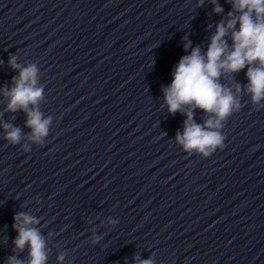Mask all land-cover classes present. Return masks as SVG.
<instances>
[{
	"label": "clouds",
	"instance_id": "1",
	"mask_svg": "<svg viewBox=\"0 0 264 264\" xmlns=\"http://www.w3.org/2000/svg\"><path fill=\"white\" fill-rule=\"evenodd\" d=\"M231 6L215 26L206 50L192 47L191 41L184 44L190 53L183 55L172 72V81L162 87L168 112H177L186 116L183 131H177L175 141L189 156L196 153L203 158L210 157L217 149L224 148L225 136L222 133L225 122L241 109L240 93L243 91L251 98L252 104L264 108V0H226ZM204 0H197V7L203 6ZM213 12L220 15L224 9L218 0H211ZM211 27V25H209ZM229 39L231 43L229 44ZM15 55L9 57L11 69L18 70V76L12 78V86H5L2 91L7 99L6 110L11 113L22 111L26 114L25 127L30 133L25 134L20 127L3 123L4 139L11 145H20L27 135L28 140L38 146L46 143L50 134L53 117H44L40 103L44 99V86L39 83L40 68L36 63L26 66L17 62ZM246 70L248 81L242 89L236 84L235 93L221 82L222 76H229ZM196 109L207 115L204 122L194 119ZM25 152L30 151L22 145ZM13 229L17 232L14 251L7 258L6 264H47L49 249L41 231L33 225L40 224V219L26 212L14 215ZM115 225L116 219L109 218ZM102 236L93 232L90 243L99 244ZM25 248L27 260L19 258ZM67 252H62L57 260L63 264ZM135 264H155L154 256L141 259L134 257Z\"/></svg>",
	"mask_w": 264,
	"mask_h": 264
}]
</instances>
